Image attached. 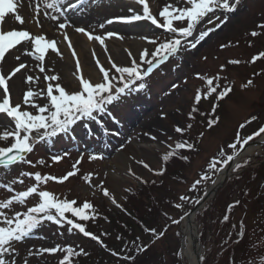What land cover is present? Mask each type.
Returning <instances> with one entry per match:
<instances>
[{
	"label": "rangeland",
	"instance_id": "1",
	"mask_svg": "<svg viewBox=\"0 0 264 264\" xmlns=\"http://www.w3.org/2000/svg\"><path fill=\"white\" fill-rule=\"evenodd\" d=\"M168 1L145 0L158 24L163 21L159 12L165 6L172 5ZM13 2L15 11L12 17L7 18L6 15L5 20L0 22L3 31L24 30L32 36L43 35L45 40L41 41L42 45L54 35L56 47L70 51L63 55H49L45 48L41 61L36 58L40 53L34 51L31 41H27L6 53L5 56L11 61L3 71L0 67V74L7 76L23 63L26 67L15 76L25 78L34 75L33 82L28 81L30 86L28 84L27 87L10 91L11 103L13 106L19 103L24 110L34 114L35 109L23 104L24 94L28 91L33 93L30 99L43 106L48 102L47 87L50 83L54 85L65 77L72 82L70 88L63 84L66 91H77L78 76L90 79L93 83L100 82L102 74L96 65L97 59L105 68L110 67L109 59L118 66H129L132 58L139 63L141 52L145 49L149 52L155 50L156 45L149 41L155 40L159 44L176 35L152 24L150 20L125 23L115 19L133 14L143 16V5L137 4L136 0H84L80 10L65 9L67 18L84 15L82 21L79 19V24L66 26L71 35H67L68 40H65L58 32V22L55 21L54 25L48 22V17L55 15L56 11L47 5L54 0ZM232 3L235 0H230ZM172 6L190 5L181 0L179 5L175 2ZM46 12L48 15H45ZM16 15H20L24 23L16 21ZM57 15L60 16L59 13ZM213 17L219 19L208 24L207 20ZM60 18L65 19L64 16ZM97 21L99 23L93 25ZM221 21L224 22L221 24ZM106 23L113 28L101 27ZM173 23L177 28L186 26V22ZM217 24L220 27L217 28ZM262 26L264 0H240L231 12L216 10L210 13L188 40H194L207 28L214 30L199 40L195 47L182 42V47L174 57L161 63L143 81L133 85L131 93L122 95L118 101L108 105L110 115H99L103 123L99 119L97 122L80 121L66 135L56 136L47 142L30 141L34 144L33 151L25 154V160L31 161V164L23 162L11 169L0 168V201L14 194L7 190L8 186L14 192H19L35 184L33 178L21 176V173L39 172L42 176L60 178L73 172L62 183L53 180L41 183L39 190L49 191L59 200L75 201L73 207L89 203L91 208L84 210L88 219L80 220L70 212L65 213V217L82 224L85 231L98 237L93 240L77 229L69 233L66 223L61 227L45 220L31 236L13 242L15 252L10 255L15 257L16 264H60L67 254L60 249L67 247H71L74 252L68 264H186L181 256L183 222L187 212L217 175L218 171L210 169L209 164L213 158L223 161L232 154L227 146L236 142L238 134L240 141L237 143V152L247 136L253 135V139L264 137V133L254 135L264 127ZM76 27L84 28L93 36H104V44L88 40L83 33L75 31ZM107 32L117 35L107 37ZM253 32L257 34L253 36ZM71 37L86 41L85 58L73 54L78 49L75 42L70 41ZM27 45L29 49L25 54L35 57L37 62L33 72L27 71L29 67L23 53ZM125 50L130 51L132 57ZM53 57L60 62L57 69L51 61ZM253 57L257 59L253 61ZM41 67L45 69L43 72ZM60 68L64 74L59 73ZM143 68L146 69L147 65H143ZM49 75H56L58 81L45 80L44 77ZM141 82L145 87L138 89ZM113 83L117 87L122 86L118 80ZM225 87L231 91L217 99ZM197 94L200 95L199 102L196 101ZM253 117L256 119L253 120ZM0 122L5 123L8 131L14 129V123L10 122L6 114L0 113ZM209 122H212L211 126ZM242 124L243 128L240 127ZM177 127L184 131L177 133ZM2 128L0 133L4 131ZM32 135L35 137L36 134ZM11 142V139L0 140V147L10 146ZM177 143H187L193 147L177 148ZM253 147L252 151L243 153L237 162L240 167L237 168L236 164L231 169L224 185L194 216L202 256L207 257L209 264H264V146ZM221 149L225 151L224 156L219 155ZM166 152L173 153V159L168 161V166L171 165L168 172H174V177L166 175L162 179L166 170L161 176L156 175V172H161L168 164H164L163 159ZM117 154L127 159V166L117 161ZM93 155L97 158L90 159ZM54 156H60L61 159L55 161ZM41 160L43 164L37 163ZM73 165H76L75 169ZM216 167L222 168L220 163ZM202 176L207 179L201 180ZM17 178L22 179L23 183L17 182ZM198 180L200 183L193 189L194 182ZM147 183H151V188H144L143 194L138 195L136 191H140ZM181 197L187 199L182 200ZM38 203V195L33 194L24 204L14 203L10 210L4 211L12 216ZM136 203L139 204V211L135 208ZM52 213L55 215L53 210ZM129 215L152 216L146 219L152 223L150 225L133 219L137 227L132 226L131 237H124L117 228L121 225L128 228ZM111 217L114 218L113 224H110ZM173 220L179 223H173ZM152 229L155 232L150 231ZM57 246L59 249L55 253L38 251ZM137 248L143 250L138 252Z\"/></svg>",
	"mask_w": 264,
	"mask_h": 264
},
{
	"label": "snow or ice",
	"instance_id": "2",
	"mask_svg": "<svg viewBox=\"0 0 264 264\" xmlns=\"http://www.w3.org/2000/svg\"><path fill=\"white\" fill-rule=\"evenodd\" d=\"M177 5L180 4L181 0H176ZM185 2L190 5L189 7H173L172 5H167L159 12V16L163 18L162 23L158 24V20L154 17L149 9L148 4L145 0H136V3L143 5V16L134 14L130 17H117L116 20L125 23H131L134 21H140L141 19L150 20L152 24L158 25L164 28L168 33L176 34L171 39H167L162 43L157 44L155 40L149 41L156 45L155 50L149 52L145 49L140 53L139 63L135 58L131 59L129 66H118L116 63L109 59L108 63L110 67L105 68L100 61L96 60V65L99 69L101 75L100 82L93 83L90 79H86L83 76H78L79 90L68 92L66 88L61 86L56 75L45 76L44 79L48 81L56 82L54 85L49 84L47 87V100L48 102L43 106L36 104L32 99L33 93L28 91L24 94L23 104L30 105L35 109V114L32 111L24 110L21 104L12 105L10 99V86L9 82L15 76L16 73L20 72L26 66L20 63L18 67L14 68L7 76L0 74V113L6 114L10 118V122L14 123V129L8 131L6 129L5 123L0 122V127H5V130L0 133V140L11 139L12 142L10 146L0 147V168L11 169L12 166L27 162L31 164V161L25 160V154L33 151L34 144L30 141L39 140L40 142H47L59 135H66L71 132L72 128L80 121H92L97 122L100 114L110 115L108 110V105L113 104L118 101L120 97L124 94L131 93L133 91V85L137 82L143 81L144 78L149 76L154 69H156L161 63L167 61L170 57H174L177 52L182 47V42H187L188 46L195 47L199 40L204 39L209 35L213 28H207L199 33L198 37L194 40L189 41V37H193L194 30L198 25L204 21L210 13H214L216 10H224L226 12H231L235 9L236 5L239 4L240 0H235V3L230 4V0H185ZM84 0H54L53 3H49L47 7L49 9H55L60 16H64V22H59L60 16L51 15L50 18L53 21L58 22V27L64 29L66 26H72L71 20L67 18V13L65 9L72 11H77L82 8ZM171 9V10H170ZM15 11V5L13 0H0V22L5 20V17L9 13ZM129 11H132L129 9ZM45 15H48L46 12ZM218 17H213L207 20L208 24H213ZM15 20L24 23L20 15L15 16ZM174 21L186 22V26L175 27ZM224 21H221V24ZM111 23V21H109ZM103 27V25H101ZM216 27H220L217 24ZM264 27V26H262ZM75 31L77 33H83L88 40L99 41L101 45L104 44V36L96 35L93 36L87 30L82 27H76ZM257 33L253 32L252 35L255 36ZM107 37H112L117 35L113 32H107L105 34ZM65 40H68L67 35L64 36ZM45 40V36L37 35L32 36L29 31L24 30H10L3 31L0 27V61H4L6 53L11 49L20 45L22 42L31 41L34 51L40 53L36 58L39 60L44 59L45 48L51 49L53 52H57L56 44L54 41H49L42 45L41 41ZM69 48L72 47L71 43L68 44ZM128 56L132 57V53L128 50ZM59 54V53H57ZM75 55V53H73ZM261 55H264L262 53ZM19 60V57H16ZM257 57H253L255 61ZM147 65V68H143V65ZM42 72L45 70L43 67L40 69ZM77 71H79V64L77 63ZM118 74V75H117ZM28 81H33L32 76L27 77ZM119 81L122 85L117 87L113 81ZM249 84L252 83L251 80L248 81ZM145 87L144 83L138 84V89H143ZM137 89V90H138ZM231 91L230 88L225 87L219 92L217 99L223 98L227 93ZM200 95L197 94L196 101L199 102ZM215 108V106H213ZM256 119L255 117L252 118ZM113 120L115 118L113 117ZM100 123H103L102 119H99ZM212 122H209L211 126ZM191 127V125H189ZM241 128L244 127L242 124ZM43 130V132H41ZM177 133H182L184 130L180 127L175 129ZM35 133V137H33ZM264 133V127H261L258 133L254 135H259ZM201 135H203L201 133ZM253 139V135L247 136L240 147L243 148L248 141ZM240 141L239 134L236 137L235 143H230L227 147L231 150V155L223 161H217L213 158V162L209 164L210 169H215L219 171L216 167L217 163H220L222 167L229 166L230 162L233 161L234 157L237 155V143ZM177 148L191 149L193 145L187 143H177ZM173 153H168L163 157L165 161ZM220 156L225 155L224 149L219 152ZM97 158L95 155L90 156V159ZM102 158V157H99ZM187 159V157H182ZM60 156H54L53 160L59 161ZM37 163L43 164V161H38ZM79 163V161H77ZM143 163V162H141ZM76 165H73L75 169ZM144 167H148L147 164ZM237 168L240 167L239 164L236 165ZM73 172H68L65 176L57 178L54 176H42L39 172L36 173H21V176H29L34 179L35 184L28 187L24 191L14 192L11 186L7 187L9 192L14 193L10 198L0 201V264H16L14 256L11 253L15 252L13 247V242L23 241L25 238L31 236L35 229H37L42 221H52L59 226L63 227L66 223L68 227V232L71 233L73 229H77L84 236H91L93 240H97L98 237L85 231L82 224L74 222L72 219H67L65 213H71L73 216L78 217L80 220L88 219L85 215L84 210L90 209L91 205L87 202L83 204L82 207H73L75 201L59 200L54 194L49 191L39 190V185L41 183H46L47 181L53 180L59 183L66 181ZM207 179L206 176H202L201 180ZM17 182L23 183L22 179L17 178ZM200 183V180L194 182L192 188L195 189L196 185ZM33 194L38 195L39 203L29 207L25 212H15L12 216L6 214L4 210L11 209L14 203L24 204L27 198ZM104 194L107 196V190ZM182 200H186L187 197H181ZM115 202V201H113ZM199 203L200 201H195ZM180 207V205H176ZM52 210H55V215H53ZM183 219V217H181ZM227 219V217H225ZM173 223H179L177 220H173ZM155 232L154 229L150 230ZM163 235V233H160ZM119 238V237H118ZM146 247V246H145ZM59 249V246L53 248H43L39 249V252L55 253ZM65 251L67 254L63 256L60 264H68L70 256L74 254L71 247L65 249H60ZM143 250L142 248H137V251ZM83 250H81L82 252ZM79 254V253H75ZM86 254V253H85ZM117 255V253H113ZM8 257V258H6ZM129 259V257H126ZM235 264V262H234Z\"/></svg>",
	"mask_w": 264,
	"mask_h": 264
},
{
	"label": "bare ground",
	"instance_id": "3",
	"mask_svg": "<svg viewBox=\"0 0 264 264\" xmlns=\"http://www.w3.org/2000/svg\"><path fill=\"white\" fill-rule=\"evenodd\" d=\"M103 1H108V0H103ZM160 0H155V2H159ZM165 1V0H164ZM168 2H170L172 5H174L175 4V2H176V0H169ZM27 4V3H26ZM25 4V5H26ZM12 14L13 13H9V14H7V18H11L12 17ZM132 14H133V12H132ZM55 15H57V13L55 12ZM134 15V14H133ZM11 16V17H10ZM84 15L83 14H80L79 16H73V17H70V18H68V19H70L71 20V24H72V26H75V25H77V24H79L78 22H80V20L82 21V17H83ZM80 19V20H79ZM60 21L59 22H64V19H59ZM48 22H50L51 23V25H52V22H53V25L55 24V21H53V20H51V19H49V21ZM96 23H99L98 21L97 22H94L93 23V25H95ZM57 26H58V24H57ZM103 27H108L109 29H112L113 27H111V26H109L107 23L105 24V25H103ZM58 29H59V33L64 37L65 36V34L66 35H68V36H70L71 34L69 33V30L65 27L64 29H60L59 27H58ZM55 36H58V35H55ZM67 36V37H68ZM54 35H52L49 39H51L50 41H53L54 39ZM70 41H74L75 42V44L74 45H76L77 47V51H75L74 50V53L76 54V56H83L84 58H85V52H86V47H87V44H86V41H80V40H78V39H76L75 37L73 38V37H71L70 38ZM84 44H85V46H84ZM61 46V45H60ZM57 48V52L56 53H53V52H51V51H49L47 48H46V51H47V53L49 54V55H63V54H65V53H70V51L68 50V49H65V48H58V47H56ZM28 45L26 46V48L23 50V48L22 49H20V51H22L23 50V53L25 54V52H27L28 51ZM19 51V52H20ZM57 53H59V54H57ZM26 55V54H25ZM23 57V56H22ZM79 58V57H78ZM83 58V59H84ZM25 60L27 61V63H28V67L29 68H27V71L29 70L30 72H33V69L35 68V65L37 64V62H36V59H35V57H33V56H29V55H26V58H25ZM11 60H9V58L8 57H6L5 56V59H4V61H0V67H1V69H2V71L4 70V68H6V64L7 63H9ZM51 61L53 62V64H54V66L56 67V69H57V66H59L58 64L60 63V62H58V60L55 58V57H53L52 59H51ZM121 62H123L122 60H120ZM60 67V66H59ZM62 70H61V68L59 69V73L60 74H64V72H61ZM27 73V72H26ZM34 76V75H33ZM32 76V77H33ZM63 78V77H62ZM34 79V78H33ZM33 82V81H32ZM60 84H61V86H63V84L68 88H70V87H72V82H71V80L70 81H68L67 79H65V77L63 78V79H59V81H58ZM28 84H29V82H28V80H27V77H22V76H15L14 78H12V80H11V82H9V86H10V91L12 90L13 91V89H17V88H21V87H27L28 86ZM34 84V83H33ZM27 85V86H26ZM12 86H13V88H12ZM29 86H30V84H29ZM32 88H34V85L32 86ZM3 130H5V127H3L2 128ZM262 139V138H261ZM263 139H264V137H263ZM254 149V147L253 148H248L245 152H249V151H252ZM256 149V148H255ZM116 159H117V161L121 164V165H124V166H127V159H125L122 155H120V154H117L116 155ZM223 176H224V174H223V172L218 176V179L215 181V183L214 184H216V183H218L219 181H221L222 180V178H223ZM183 227H182V245H181V256H182V258H183V260H185L187 263L186 264H197V256L195 255V253L193 252V250H192V248H191V243H192V241H193V234L195 233V224H194V216H192L190 219H185L184 220V222H183Z\"/></svg>",
	"mask_w": 264,
	"mask_h": 264
},
{
	"label": "water",
	"instance_id": "4",
	"mask_svg": "<svg viewBox=\"0 0 264 264\" xmlns=\"http://www.w3.org/2000/svg\"><path fill=\"white\" fill-rule=\"evenodd\" d=\"M253 146H264V141L261 140H255V141H251L249 142L247 145H245L242 149H240V151L237 153V155L234 157L233 161L230 162L229 166H225L223 171H220L218 176L223 172L224 176L222 178L221 181H219L216 184H212L208 187V189L206 190V192L204 193V195L201 197V199H199V203H196L192 209L185 215V219H190L192 216L195 215V212L201 208L203 206V204L209 200L210 198H212L216 191L223 186V184L225 183L227 177L230 175V171L232 169V167L235 165V163L239 160V158L243 155V153L250 147ZM215 179V181L218 179ZM195 224V223H194ZM196 228V226H195ZM199 239H198V234H197V229H195V233L193 234V241L191 243V248L193 250V252L195 253V255L197 256V264H201V260H202V251L199 245Z\"/></svg>",
	"mask_w": 264,
	"mask_h": 264
},
{
	"label": "trees",
	"instance_id": "5",
	"mask_svg": "<svg viewBox=\"0 0 264 264\" xmlns=\"http://www.w3.org/2000/svg\"><path fill=\"white\" fill-rule=\"evenodd\" d=\"M170 153V152H169ZM172 153V152H171ZM165 154H168L167 152L165 153ZM173 155V154H172ZM175 155V154H174ZM171 159H173V157H169L168 158V160L167 161H165L164 160V164H166L168 161L170 162L171 161ZM168 162V164L166 165V166H164L165 168H164V170H162L161 172H156V175L157 174H159L160 176L163 174V171H165L166 170V173L164 174V178H162V179H165V176L167 175H169V176H171V177H174V172H168V169L171 167V165L170 166H168L170 163ZM176 174V173H175ZM151 184V183H150ZM150 184H148L147 183V185H145V186H143V188L140 190V191H136V193L138 194V195H142L143 194V192L142 191H144V188H148V190L151 188V185ZM135 193V194H136ZM133 194V193H132ZM135 195H133V197H134ZM137 205V206H136ZM136 205H135V208L138 210V209H140L139 208V204L138 203H136ZM142 210V209H141ZM54 211V213H55V210H53ZM139 211V210H138ZM141 216H144V215H141ZM140 215H129V218H130V220H129V218H127L129 221L127 222V225H128V228H124L123 227V225H121L120 226V228H117V230L118 231H120V233L124 236V237H131L132 235H131V229H132V226H135V227H137L136 225L137 224H135L134 222H133V219L134 220H137V221H143V222H145L146 224H150L151 225V223L152 222H148L146 219H148L149 217H152V216H149V217H141ZM113 217H111V219H109L110 220V224H113ZM128 232L130 233V236L128 235ZM113 243H115L114 241H113ZM86 263H88V261L86 262ZM202 264H209L208 263V259H207V257L205 256V257H203L202 258Z\"/></svg>",
	"mask_w": 264,
	"mask_h": 264
}]
</instances>
